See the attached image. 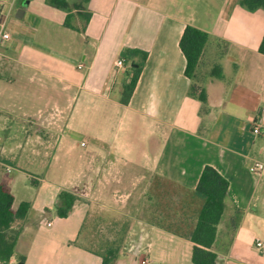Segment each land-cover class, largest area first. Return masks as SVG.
Masks as SVG:
<instances>
[{"label": "crops", "instance_id": "obj_1", "mask_svg": "<svg viewBox=\"0 0 264 264\" xmlns=\"http://www.w3.org/2000/svg\"><path fill=\"white\" fill-rule=\"evenodd\" d=\"M84 12L89 22L74 11L73 28L65 26L68 11L48 0H18L12 13L0 62V168L45 177L0 178L13 211L31 203L10 264L21 257L23 264H104L87 246L89 222L103 211L90 204V188L110 201L112 188L156 178L193 194L206 166L229 183L216 263L264 264V172L250 169L264 162V9L250 11L240 0H90ZM187 26L209 35L199 70L205 103L189 95L180 48ZM124 49L147 54L128 105L120 103L128 68L116 66ZM214 65L221 79L209 76ZM61 173L59 183L47 179ZM62 192L79 198L64 218L56 214ZM149 226L164 248L166 234L176 238L171 245L192 264V242ZM150 263L185 264L179 257Z\"/></svg>", "mask_w": 264, "mask_h": 264}, {"label": "trees", "instance_id": "obj_2", "mask_svg": "<svg viewBox=\"0 0 264 264\" xmlns=\"http://www.w3.org/2000/svg\"><path fill=\"white\" fill-rule=\"evenodd\" d=\"M90 0H78L71 3L69 0H48L52 7L68 11L65 26L73 28L71 20L75 16L85 22H89L91 15L84 12ZM240 4L250 11L264 9V0H240ZM84 32V28L79 29ZM209 35L192 26H187L180 41V48L186 59V76L192 81L189 95L206 102L205 90L202 87L203 77L200 76L201 58ZM259 51L264 55V38ZM126 67L128 68L121 83L120 103L128 105L132 99L136 85L145 65L147 54L139 50L124 49L121 52ZM211 78L221 79L223 77L222 67L214 65L209 73ZM229 183L218 171L206 166L201 174L199 183L193 195L202 200V207L197 215L194 228L181 237L194 244L191 263L192 264H217V253L214 245L217 239L218 226L221 223L225 211ZM79 198L73 194L62 192L56 207L59 217H67ZM14 197L8 189L0 185V264H9L15 255V248L19 234L26 223L28 213L31 209L30 202H23L16 211H13ZM239 215V214H238ZM17 230V232H15ZM117 257V251L108 250L107 256L103 257L104 264H112Z\"/></svg>", "mask_w": 264, "mask_h": 264}, {"label": "rangeland", "instance_id": "obj_3", "mask_svg": "<svg viewBox=\"0 0 264 264\" xmlns=\"http://www.w3.org/2000/svg\"><path fill=\"white\" fill-rule=\"evenodd\" d=\"M77 143L74 152L78 156L81 152L80 138ZM44 175L45 172L38 169L15 171L7 175L0 168V178L5 177L9 181L20 177L27 178V182L31 183L34 179H44ZM47 179L59 183L63 176L62 173L55 174ZM96 189L90 188L91 195L87 198L92 200L90 204L99 208L102 206L103 211L98 219H92L89 222L88 248L103 257L107 256L108 250L117 251V257L112 264H147L164 257H179L185 264L187 263L186 251L177 253L175 246L171 245L177 239L171 237V234H166L169 240L166 242L168 247L164 248V244L158 239L159 231H154L155 229L149 225H159L176 235L188 233L195 226L197 215L203 204L202 200L190 192L156 178H151L149 183L145 179L143 186L118 187L116 190L112 188L111 203L100 191L97 194ZM74 190L75 193H80L79 188ZM102 190L105 192L109 189L101 188ZM127 193L133 194L132 208H130V198L127 199ZM17 199H19L18 196ZM133 211L136 213H130ZM139 211L143 213L137 214ZM133 222L135 226L130 230Z\"/></svg>", "mask_w": 264, "mask_h": 264}, {"label": "built area", "instance_id": "obj_4", "mask_svg": "<svg viewBox=\"0 0 264 264\" xmlns=\"http://www.w3.org/2000/svg\"><path fill=\"white\" fill-rule=\"evenodd\" d=\"M18 0H0V62L6 58L4 49L8 46L9 41L11 40V33L9 29L10 22L12 20V13L16 6ZM118 68L124 67V61L122 59L116 62ZM252 133L255 136H259L263 133V129L259 123H255L252 128ZM84 146V144H82ZM250 169L256 173L264 172V162L254 163ZM7 172L11 173L12 169L7 168ZM50 225V224H48ZM258 248L262 247L263 244L258 242L256 244ZM10 264V263H9Z\"/></svg>", "mask_w": 264, "mask_h": 264}, {"label": "water", "instance_id": "obj_5", "mask_svg": "<svg viewBox=\"0 0 264 264\" xmlns=\"http://www.w3.org/2000/svg\"><path fill=\"white\" fill-rule=\"evenodd\" d=\"M15 232H17V230H15ZM19 260H20V261H19L18 264H23V262H24V258L21 257V258H19Z\"/></svg>", "mask_w": 264, "mask_h": 264}]
</instances>
